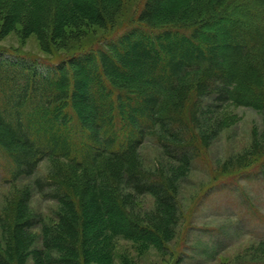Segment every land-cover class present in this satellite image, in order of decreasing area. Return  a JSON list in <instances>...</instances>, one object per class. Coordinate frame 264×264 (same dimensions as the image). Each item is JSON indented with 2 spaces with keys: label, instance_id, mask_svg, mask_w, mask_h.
Instances as JSON below:
<instances>
[{
  "label": "trees",
  "instance_id": "1",
  "mask_svg": "<svg viewBox=\"0 0 264 264\" xmlns=\"http://www.w3.org/2000/svg\"><path fill=\"white\" fill-rule=\"evenodd\" d=\"M0 17L5 35L63 48L80 30L110 33L41 70L0 53V159L15 189L0 209V264H114L117 240L169 253L188 219L183 182L234 108L261 113L263 129L222 172L264 165V0H0ZM148 138L170 164L146 168ZM36 194L57 203L54 223L31 211Z\"/></svg>",
  "mask_w": 264,
  "mask_h": 264
},
{
  "label": "rangeland",
  "instance_id": "2",
  "mask_svg": "<svg viewBox=\"0 0 264 264\" xmlns=\"http://www.w3.org/2000/svg\"><path fill=\"white\" fill-rule=\"evenodd\" d=\"M134 3L129 2L126 17ZM1 25L0 17V53L11 59L14 56H26L29 61L37 59L39 70L50 62L65 59L72 52L101 45L110 34L95 27L78 29L81 32L69 40L65 49L66 43L48 44L37 35L23 38L18 30L5 35ZM71 32L76 34V30ZM233 112L236 123L216 137L205 157L195 159L192 171L183 182L180 199L184 217L188 219L179 238L168 246L169 253L161 254L153 247L143 248L117 240L114 241V264H264V248L260 247L264 244V165L256 163L236 173L222 172L223 162L250 149L254 132L263 129L262 114L246 107L234 108ZM141 153L147 169L171 163L151 138L146 140ZM48 166L47 162L41 164L38 177L46 174ZM5 168L2 158L0 209L15 190L7 183ZM32 181L34 178L22 179L16 187L27 186ZM136 204L139 210L148 213L154 208L155 199L141 196ZM30 208L34 214L54 223V214L58 210L56 202L36 194Z\"/></svg>",
  "mask_w": 264,
  "mask_h": 264
}]
</instances>
